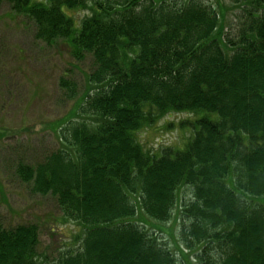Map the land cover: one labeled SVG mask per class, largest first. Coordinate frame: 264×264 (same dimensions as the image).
Listing matches in <instances>:
<instances>
[{"label": "trees", "instance_id": "obj_1", "mask_svg": "<svg viewBox=\"0 0 264 264\" xmlns=\"http://www.w3.org/2000/svg\"><path fill=\"white\" fill-rule=\"evenodd\" d=\"M229 1L242 15L231 37L202 0H0L38 41L94 62L60 149L16 170L80 232L48 261L38 226L0 224V264H264V0ZM181 112L195 116L183 149L146 150L138 133ZM143 216L178 224L177 253Z\"/></svg>", "mask_w": 264, "mask_h": 264}, {"label": "rangeland", "instance_id": "obj_2", "mask_svg": "<svg viewBox=\"0 0 264 264\" xmlns=\"http://www.w3.org/2000/svg\"><path fill=\"white\" fill-rule=\"evenodd\" d=\"M202 1L221 7L224 33L231 37L242 17L240 11L229 0ZM67 13L79 26L89 11L78 8ZM34 33L30 21L13 14L7 4L0 6V224L5 228L38 226V253L54 261L59 253L73 247L80 230L73 222H64L54 197L34 193L30 184L21 181L16 170L19 164H39L60 149L58 127H64L75 111L94 62L88 54L76 60L65 41L45 44ZM60 80L75 84L73 98L60 87ZM197 116L217 119L215 114L205 112ZM194 117L186 112L169 113L151 128L140 131L137 138L151 152L166 147L181 150L189 139L188 122ZM190 196L188 188L179 192L181 200H188ZM142 218L147 230L176 252L171 235L176 241L178 224ZM157 226L163 231H158Z\"/></svg>", "mask_w": 264, "mask_h": 264}]
</instances>
